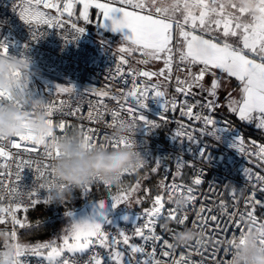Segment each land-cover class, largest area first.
<instances>
[{
    "label": "snow or ice",
    "instance_id": "obj_1",
    "mask_svg": "<svg viewBox=\"0 0 264 264\" xmlns=\"http://www.w3.org/2000/svg\"><path fill=\"white\" fill-rule=\"evenodd\" d=\"M79 13L77 19L91 22L89 10H98L99 17L103 21H111L113 31L129 29L131 35L125 36L126 43L117 49L119 63L116 65V75L113 80H122L123 87L113 84L105 90H91L94 95L107 98L115 102V107L109 109L103 99L97 100L99 107H94L89 112L90 120H102L105 113L112 117L109 127H118L124 123H132L136 128H156L160 122L148 120L142 113L147 107L146 101L149 96L162 98L164 114L160 120L167 122L165 114L175 111L178 107L181 116H186L189 121L202 124V127L189 128L188 125L180 124L174 136L180 139H187L190 142H197L195 135L199 132L203 134L217 136V120L213 118V113L222 105L219 103V91L222 83H227L231 78L239 81V98H235L231 91L225 97L226 106L230 112L238 116L239 120L249 124L255 123L258 129H264V15L259 20L243 7L239 6L237 0H17L14 8L18 10L22 20L30 27L33 25H45L48 28L65 27L66 21L71 22V28L75 34H81L83 27H78L72 20L76 15L77 7ZM43 9L52 10L49 12ZM264 13V6H261ZM98 17V21L100 22ZM32 39H38L36 32H32ZM27 47V45H25ZM139 53L142 59L136 60V64L148 65L151 62L163 60L164 67L159 71L144 70L133 67L131 58ZM8 46L0 42V57H7ZM23 58V57H22ZM183 64L189 69L185 78L176 77V91L188 96L196 95L204 97L203 102L196 101L190 103L185 99L183 103L177 102L175 98L168 99L165 90V83L172 78L173 64ZM125 66L127 70L125 71ZM191 66H199L198 71L192 72ZM218 70V72H217ZM211 76L210 84H205V77ZM8 76L20 81L23 79L20 72H11ZM126 77L130 78L127 79ZM155 78V79H154ZM162 78V79H161ZM74 86H56V92L69 93ZM17 90L25 91L24 85H18ZM11 101V97L0 92V104ZM64 104L63 100L54 103L47 102L42 105L41 111L46 117V122L61 133L49 137L47 144H43V138L32 128L25 125L24 131L10 139L0 138V192L7 194L8 202L5 204V195H0V225L11 223L12 229L8 234L11 236V246L16 249V258L12 264H21L20 257L27 252L31 255L42 256L48 260L49 264H79L78 255H83L94 246L106 249V256L111 264H193L188 256H175L174 234L177 230L188 227L189 214L187 208L196 197L194 188L182 182H177V176H173L171 183H165L167 177L158 185L162 189V194H157L151 200V207L144 209L143 217L138 218V223L131 235L124 231H118L112 235L103 230L102 224L96 220H73L64 230L62 236L57 240L37 243L34 245L22 244L17 241L16 226L21 228L26 226L25 221L17 217V212L23 208L27 212L28 207L41 203L39 192L41 189L49 193L47 203L52 199L51 185L55 181L52 172V164L60 158L61 153L51 147L59 138L67 137L65 131L66 124L60 122L54 124L53 115L58 106ZM19 107V105H17ZM103 108L104 111H100ZM198 108L199 111H193ZM208 114H205L204 110ZM128 119H124V117ZM230 127V123L224 122ZM80 137L84 146L91 150L94 147H106L107 149H119L121 147H132L133 140L129 135L111 137L105 136L101 140L95 130H80ZM245 141L238 136L233 144L239 152L249 156H254L258 166L264 169V144L251 142V151L244 148ZM43 146V155L39 160H24L17 162L16 157L19 151L12 149H23L25 151H36L39 153ZM138 155H140L138 153ZM201 159H207L206 150L200 152ZM11 164H15V172L11 170ZM36 166L38 173V184H34L31 190H21L19 181L21 180V170ZM178 169L184 165L178 162ZM145 167L142 159L134 169L120 174L119 185L122 184V177L131 175L137 170ZM161 167L160 161H155L152 172H157ZM15 175V182L5 185L4 180H11ZM244 175L247 182L251 184V191L247 196L241 193L244 201V211H239V200L235 190L232 199L235 201L233 207L236 211L228 212V205L221 202L222 213L228 216L231 227L238 230L237 234H232L231 238L217 239V244H225V258L217 260L216 264H230L233 259V249L237 244L244 243L246 235L253 230L257 232L259 238L256 241L258 250L264 251V220L258 219L256 215L257 207L264 209V200L258 198V193L264 195V174L255 172L252 168L246 167ZM102 182L98 178H93L92 182L83 185L85 192L91 191L92 186ZM202 183L199 177L192 181L193 185ZM104 186L111 191L112 185L103 182ZM61 187H64L61 185ZM141 190L140 181L126 188L117 187V193L111 196L113 207L127 204L132 201L134 194ZM149 190H145L147 193ZM165 194L167 199H165ZM183 198L188 202L187 208L181 210L174 206L173 201ZM135 203L141 204L138 197ZM171 204L173 207H166ZM104 207V202H100ZM207 212L210 215L205 216ZM212 209L202 206L196 219L193 221L194 228H206L209 221L213 222V231L220 228L221 218L211 214ZM72 216L71 212L66 213ZM143 221L139 223V221ZM163 220L170 224V230L162 231L170 235L171 243L163 236L156 234V227ZM105 222L107 217H105ZM246 225V227H244ZM229 226L225 224V228ZM133 237H139L144 244L149 241L153 243L162 241L159 257L156 248L146 252L143 244L133 242ZM203 240H197V245H202ZM123 245L124 247H120ZM4 244V247H8ZM219 251L213 250V256ZM67 253L68 255H65ZM230 257V258H228ZM105 256L99 252H92L85 264H105ZM169 258V259H164ZM203 264V261L201 262Z\"/></svg>",
    "mask_w": 264,
    "mask_h": 264
},
{
    "label": "built area",
    "instance_id": "obj_2",
    "mask_svg": "<svg viewBox=\"0 0 264 264\" xmlns=\"http://www.w3.org/2000/svg\"><path fill=\"white\" fill-rule=\"evenodd\" d=\"M17 0H0V42L7 44L8 54L10 56L23 57L30 63V67L36 72V75L30 79L23 77L18 81L15 92L17 99L0 106L13 107L20 111H28L30 105L24 103V99H31L40 97L47 102H56L63 100L64 104L58 106L54 111V124L64 122L66 124L65 131L71 135L79 133L82 129L87 131L89 129L95 130L97 136L103 140L107 135L109 137L115 135L116 128L109 127L112 117L105 113L102 120H90L89 112L93 111L97 105L98 99H103L104 103L109 109L115 107V102L107 99L97 97L91 90L101 91L115 84L117 87H123L122 80H113L116 75V65L119 63V54L117 49L106 44L99 38L95 37L87 30L85 26L81 34H75L71 28V22L66 21L65 27L48 28L45 25H33L30 27L24 20L21 19L19 12L14 8ZM41 11L49 12L52 10L43 9ZM35 31L38 39H32V32ZM27 45V47H25ZM131 63V61H130ZM132 65V64H131ZM133 66V65H132ZM134 67V66H133ZM144 70H151L149 68H140ZM127 66H125V71ZM152 71V70H151ZM127 79H130L126 77ZM155 79V78H154ZM18 85H24L25 91L17 90ZM62 87L74 86V90L69 93L56 92V86ZM206 95L188 96L187 98L176 92L167 93V98H175L179 103H183L187 99L190 103L196 101L203 102ZM147 107L142 110L143 115L152 121L160 122V126L156 128L137 127L131 140L135 141L136 151L140 154L145 162V166L150 165V170L155 167V161H160L161 167L157 172H153L159 178V184L165 177V183H171L173 176H177V182H182L194 188L195 201L188 206L189 214L188 227H193V221L196 219V213L199 212L202 206L212 209L211 214H215L221 218L220 228H224L225 232H220L219 229L213 231L214 224L209 221L206 228H194L202 234L204 243L197 245L196 241L191 244L177 247L175 249V256H188L193 264H216L217 260L225 258L224 248L225 244H217V239L224 240L225 233L230 239L232 234L238 235V230L231 227V221L228 216L222 213L221 202L228 205V212L236 211L233 207L235 201L232 199L233 190H235L237 199L239 200V211H244V201L241 193L247 196L251 191V184L247 182L244 175V169L250 167L255 172L264 174V169L258 166L257 160L254 156H249L239 152L233 144L238 136L241 137L239 129L236 127H228L216 115L211 113L213 118L217 120V136L203 134L200 136L199 132L195 135L199 138L197 142L193 143L187 139H180L174 136V132L178 130L180 124L188 125L189 128L202 127V124L194 121H189L186 116H181L179 107L175 110H169L165 116L167 122L160 120L164 114L162 107L163 99L155 98L151 95L146 101ZM19 105V107L17 106ZM42 108V106H41ZM100 111H104L103 108ZM199 111L198 108L193 110ZM208 114L207 110H204ZM31 114L36 115V110L32 109ZM96 113L93 111V116ZM124 119H128L126 116ZM29 126L28 121L24 122ZM57 135L61 133L55 130ZM257 143V142H256ZM251 143H244V148L251 151ZM87 154H92L95 151L111 150L106 147H94L89 150L84 146ZM204 149L207 152V159H201L200 152ZM13 152L19 151L20 155L16 157L19 160H39L43 155V146L40 147L39 153L36 151H25L23 149H12ZM178 162L184 166L178 169ZM11 170L14 173L15 164H11ZM137 170L133 174L137 173ZM131 174V175H133ZM122 177V180L127 176ZM199 177L202 181L200 185H193L192 181ZM15 182V175L13 174L11 180L5 179V185ZM38 173L36 166L25 168L21 170L20 188L21 190H31L34 184H38ZM97 184H103L98 182ZM70 191L85 192L81 187L79 189H70ZM86 193V192H85ZM162 194V189H161ZM0 195H5V204L8 202L7 194L0 192ZM49 193L47 190L41 189L39 196L41 202L47 200ZM258 198L264 200V195L258 193ZM165 199L167 195L165 194ZM30 206L28 208H31ZM166 207L170 208L173 205L168 204ZM150 208V207H148ZM145 208V209H148ZM20 210H23L21 208ZM144 209L140 212L127 214L117 218H112L103 225V230L112 235H116L118 231H124L131 235L134 227L138 223V218L143 217ZM205 216L210 214L205 212ZM256 215L258 219L264 220V209L257 207ZM143 221H139L142 223ZM165 221L161 220L156 227V234L161 235L164 239H168L171 243L170 235L162 231L161 225ZM225 224L229 227L225 228ZM246 227V225H244ZM133 242L143 244L145 251H151L153 247L156 248L157 256L159 257L161 251L162 241L153 243L149 241L144 244L139 237H133ZM120 247H124L120 245ZM218 248L219 251L213 256V250ZM92 252H99L105 256V264H111V261L106 256V249L100 248L98 245L89 249L83 255H78L79 264H85ZM65 255H68L65 253ZM230 258V257H228ZM169 259V258H164ZM21 264H49L48 260L42 256L31 255L27 252L20 257Z\"/></svg>",
    "mask_w": 264,
    "mask_h": 264
},
{
    "label": "clouds",
    "instance_id": "obj_3",
    "mask_svg": "<svg viewBox=\"0 0 264 264\" xmlns=\"http://www.w3.org/2000/svg\"><path fill=\"white\" fill-rule=\"evenodd\" d=\"M246 4L249 8L251 3ZM11 72H20L22 77L31 78L36 72L30 67L27 59L17 56L0 57V92L6 93L13 100L17 99L15 87L17 80L8 76ZM26 105H30L28 111H20L13 107L0 106V138L10 139L24 131V122L28 121L30 128L43 138L42 143L47 144L49 137L55 135V128L46 122V117L41 111L44 100L40 97L24 99ZM32 109L36 115H32ZM136 127L132 123H124L116 128L115 135L133 136ZM61 153L59 159L52 164V172L55 181L51 185V196L54 200L63 202L71 198L70 189H79L83 185L98 178L102 182L119 186L120 174L134 169L142 160L135 148L133 140L132 147H121L105 151H95L87 154L84 142L79 133L59 138L51 145ZM63 185L64 187H61ZM178 209H185L188 202L183 198L173 201ZM165 230H170V224L161 225ZM259 236L256 231L246 235L244 243L237 244L233 249V259L230 264H264V251L258 250L256 241ZM202 234L193 227L177 230L174 234V246L183 247L193 241L201 240ZM0 242L4 245L3 237ZM11 243V240H9ZM14 247L0 249V264H12L16 258Z\"/></svg>",
    "mask_w": 264,
    "mask_h": 264
},
{
    "label": "trees",
    "instance_id": "obj_4",
    "mask_svg": "<svg viewBox=\"0 0 264 264\" xmlns=\"http://www.w3.org/2000/svg\"><path fill=\"white\" fill-rule=\"evenodd\" d=\"M89 15L91 22H86L82 19H75L74 17L72 20L77 24V26L86 25L87 30L93 34V28H95V26L92 22L97 18V16H99V13L93 9ZM174 92H176V88L174 89ZM213 114L222 121L230 123L231 127L238 128L241 137L245 142L251 143L252 141H255L257 144H264V129L256 128L255 123L249 124L245 121L239 120L238 116L230 112L227 106L218 107ZM142 177L145 178V183L143 190H141L140 193L145 197V200L142 203L144 205L157 194H161V188L158 186L159 178L150 170V165L145 166L143 169L131 176H127L122 180V184H120L119 187H128L129 185H133ZM117 187L118 186L116 185H112L111 191H116ZM145 190L149 191L146 193ZM111 191H109L104 184H94L92 186V190L86 193L81 191H72L71 198L63 202L51 199L47 203L41 202L31 208H28L27 212L19 210L17 212V217L20 220L25 221L26 226L23 228L19 225L16 226L17 241L22 244L34 245L53 240L55 235H57L60 231V221L55 220V217L72 207L78 206L86 200L101 198ZM11 229V223L0 225V237H3L4 244L9 245L5 248L12 247L9 243L11 236L8 234ZM57 243L59 244L60 241L58 242L57 240ZM3 247V243L0 242V249Z\"/></svg>",
    "mask_w": 264,
    "mask_h": 264
},
{
    "label": "rangeland",
    "instance_id": "obj_5",
    "mask_svg": "<svg viewBox=\"0 0 264 264\" xmlns=\"http://www.w3.org/2000/svg\"><path fill=\"white\" fill-rule=\"evenodd\" d=\"M237 2L239 4V6L243 7L247 11L246 7H248V6L246 4V0H237ZM247 2L251 3L255 7L258 4L257 0H247ZM92 10L93 9H90L89 13ZM94 10H96V9H94ZM96 11L98 12V10H96ZM247 12H249L250 14H252L254 16L256 15V11L254 10V7L251 8V10H249ZM78 13H79V6L77 7L76 15L73 16L75 19H77ZM98 17L99 16H97V18L92 22V24L95 26V28H93V34L95 37L99 38L100 40H102L106 44H108V45H110L116 49H118L121 45L126 43L124 37L131 35V32L129 29L125 28V29H122L120 31H113L112 27H111V21H103L102 17H99L100 22H97ZM138 59H142V57L140 56L139 53H136L131 58L130 61L134 67L149 68L152 71H159L161 68L164 67L163 60H158V61L151 62L148 65H143V64H136V60H138ZM198 68H199V66H191L190 70L192 72H196V71H198ZM188 70L189 69H186L183 64H179V65L177 63L173 64L172 78L169 81H167L165 83V86H164L167 93L174 92V89L177 87L176 77L179 76L182 79L185 78ZM217 72H218V70H217ZM211 79H212V77L210 75L206 76L205 77V84L206 85L210 84ZM172 88H174V89H172ZM228 91H231L232 95L238 99L239 98V94H238L239 93V81H237L235 78H231V80L228 81L227 83H222V88L219 91L218 95H219V103L223 107L226 106L225 97H226ZM203 95L207 96V93H204ZM138 180L140 181V184H141V190H143L145 178L142 177ZM122 188H126V187L122 186ZM141 190L138 193L134 194L132 201L130 203H127V204H121V205H118L116 207H113V201L111 199V196H113L117 193V190H116L113 192L112 191L109 192L108 194H106L105 196H103L101 198L86 200L85 202L80 203L78 206L72 207L69 210L59 214L54 219L60 221V223H59L60 231L57 233V235H55L53 240L57 239L59 242L58 237L63 235L64 230L69 226L70 222H72L73 220H76V221L85 220V219L96 220L97 222H100L102 224V227H103V225L106 223L105 217H107V221H109L112 218H117L120 216H125L127 214L140 212L145 208L151 207L152 198L147 202V204H144V205L142 203L141 204L135 203V200L137 197L141 201L145 200L144 195H142L140 193ZM101 201L104 202V207L100 206ZM68 212H71L72 216H68L66 214Z\"/></svg>",
    "mask_w": 264,
    "mask_h": 264
},
{
    "label": "crops",
    "instance_id": "obj_6",
    "mask_svg": "<svg viewBox=\"0 0 264 264\" xmlns=\"http://www.w3.org/2000/svg\"><path fill=\"white\" fill-rule=\"evenodd\" d=\"M257 2H258V4L256 5V7L254 5H252L251 8L254 7V10L256 11L255 17L257 20H259L260 17L262 15H264V13L261 12V6H264V0H257ZM246 8H247V11L251 10V8H249V7H246Z\"/></svg>",
    "mask_w": 264,
    "mask_h": 264
}]
</instances>
